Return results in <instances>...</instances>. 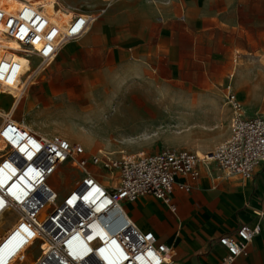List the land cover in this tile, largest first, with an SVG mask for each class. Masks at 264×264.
I'll return each instance as SVG.
<instances>
[{
    "label": "built area",
    "instance_id": "1",
    "mask_svg": "<svg viewBox=\"0 0 264 264\" xmlns=\"http://www.w3.org/2000/svg\"><path fill=\"white\" fill-rule=\"evenodd\" d=\"M9 1L19 6L8 9L0 1V102L10 99L7 110L0 109V214L10 209L17 218L0 241L17 232L26 248L0 264H174V248L152 231L138 229L123 203L151 195L174 212L170 193L190 192L200 177V163L214 162L223 178L251 180L264 163V114L247 116L231 84H225L221 91L230 108L229 135L202 156L168 147L118 156L100 148L87 154L83 144L59 134L41 136L15 119L14 110L62 45L78 40L115 0H101L97 15L75 12L62 25L44 10L45 3L57 5L59 0ZM63 162L82 176L57 202V191L45 183ZM40 185L44 190L38 191ZM259 232L260 225H243L234 236L219 237L226 250L219 264L247 255ZM39 235L47 241V251L39 245Z\"/></svg>",
    "mask_w": 264,
    "mask_h": 264
},
{
    "label": "rangeland",
    "instance_id": "2",
    "mask_svg": "<svg viewBox=\"0 0 264 264\" xmlns=\"http://www.w3.org/2000/svg\"><path fill=\"white\" fill-rule=\"evenodd\" d=\"M60 1L73 13L97 15L103 6L100 0ZM232 4L230 23L218 20L213 37L204 39L211 46L205 47L200 39H174L179 48L173 68L167 58L157 63L139 58L134 61L140 68L128 72L136 79L129 82L93 84L109 73L93 72L92 63H80L87 55L78 49V40L66 42L28 86L12 116L41 136L59 134L83 144L87 154L100 148L113 156L167 147L195 151L199 156L214 150L229 131L230 109L220 96L225 84L230 83L240 97L247 116L264 114V0H232ZM106 11L90 28L104 25L100 20ZM45 12L50 17L56 10ZM58 13L64 22L63 12ZM116 68L115 74L127 73L123 66ZM2 99L0 109L5 111L10 99ZM53 175L48 183L56 188L57 202L82 176L69 162L61 163ZM16 218L11 210L0 216V235ZM39 239L46 250L47 243L40 235Z\"/></svg>",
    "mask_w": 264,
    "mask_h": 264
},
{
    "label": "crops",
    "instance_id": "3",
    "mask_svg": "<svg viewBox=\"0 0 264 264\" xmlns=\"http://www.w3.org/2000/svg\"><path fill=\"white\" fill-rule=\"evenodd\" d=\"M115 1L101 17L104 25L95 24L77 41L78 49L87 55L80 63H92L93 72L109 73L105 78L100 74L104 79L95 80L93 84L114 85L135 80L133 72H128L140 68L134 61L139 58L155 63L159 58H167L173 68L174 53L179 48L174 39H200L205 47L211 46V42L204 39L213 37L218 20L230 23L235 9L232 0ZM100 4L103 5L102 1ZM220 12L221 19H218ZM101 26L109 28H99ZM103 60L106 63L99 66ZM64 64L67 63L62 62ZM119 65L127 70L126 74H115ZM220 96L224 104L223 93ZM0 103L2 105V100ZM89 109L90 106L86 108ZM199 169L200 177L192 183L190 192L173 190L170 193L176 206L174 212L161 200L145 195L134 202L123 203L129 218L138 229L152 231L159 241L174 248V264H219L226 254L218 243L219 237L234 236L243 225H260V232L249 245L247 255L239 256L231 264H264V217L257 216L258 211L264 213V163L248 181L221 177L214 162L200 163Z\"/></svg>",
    "mask_w": 264,
    "mask_h": 264
},
{
    "label": "bare ground",
    "instance_id": "4",
    "mask_svg": "<svg viewBox=\"0 0 264 264\" xmlns=\"http://www.w3.org/2000/svg\"><path fill=\"white\" fill-rule=\"evenodd\" d=\"M1 1V3L5 6V7H7L8 9H15V8H17L18 6H19V3L17 2V1H15V2H10L9 0H0ZM54 7V9L56 10V12L55 13H53L51 16H50V19H51V21H53V22H55V23H57V24H59V25H62L63 23H66L75 13H73L72 12V10H70V9H68V8H66V7H64L62 4H61V1L59 0V1H57V5L55 4V3H53V2H48V3H45L44 4V10H46V11H48V10H52V8ZM58 11L59 12H63V15H64V18H65V20H64V22H62V19H61V16H60V14L58 13ZM94 22V21H93ZM93 22L91 23V24H93ZM90 24V25H91ZM90 25H89V27H88V29L87 30H89L90 29ZM1 39H0V43H1ZM231 76V75H230ZM232 77V76H231ZM226 103H224V105H225ZM227 105V104H226ZM1 113V112H0ZM197 154V153H196ZM198 155V154H197ZM202 155H204V154H202ZM201 155V156H202ZM60 168V167H59ZM56 172V171H55ZM54 174V173H53ZM50 175V177L49 178H53L55 175ZM58 174V173H57ZM25 184L27 185V187L29 188V189H33L34 187H33V185H32V183H30V182H25ZM45 185L46 186H48V187H52L53 189H56L51 183H48V182H46L45 183ZM39 190H44V186H42V185H40L39 187H38V191ZM37 192V191H36ZM48 197V195H47V193H45V192H43V194H42V198H43V200L45 201L46 200V198ZM8 210H10V209H6L5 210V212H3V213H1L0 214V216H2L3 214H5ZM47 230V229H46ZM43 239V238H42ZM6 240V242H4ZM44 240V239H43ZM46 243H47V241L46 240H44ZM4 242V243H3ZM3 243V244H2ZM2 244V245H1ZM46 246H47V249H48V244H46ZM23 247V248H22ZM18 248V250L14 253V254H16V253H18L19 252V249L21 248L22 250H24L26 247H25V241H24V239L23 238H21L20 236H18V234H17V232H15L14 234H12V232H10L8 235H5L2 239H1V241H0V263L4 260V259H6L8 256H9V253L12 251H14L15 249H17ZM47 249L45 250V251H47ZM21 250V251H22Z\"/></svg>",
    "mask_w": 264,
    "mask_h": 264
}]
</instances>
